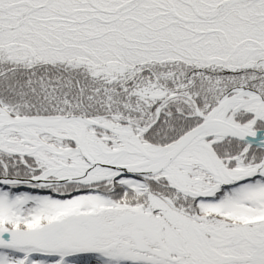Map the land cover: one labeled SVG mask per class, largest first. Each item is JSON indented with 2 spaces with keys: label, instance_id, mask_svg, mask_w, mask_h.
<instances>
[{
  "label": "snow or ice",
  "instance_id": "snow-or-ice-1",
  "mask_svg": "<svg viewBox=\"0 0 264 264\" xmlns=\"http://www.w3.org/2000/svg\"><path fill=\"white\" fill-rule=\"evenodd\" d=\"M0 264H264V0H0Z\"/></svg>",
  "mask_w": 264,
  "mask_h": 264
}]
</instances>
